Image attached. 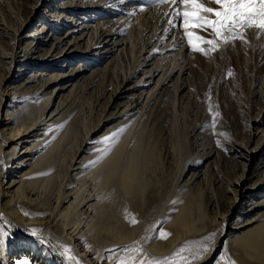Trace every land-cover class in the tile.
<instances>
[{"label": "bare ground", "instance_id": "obj_1", "mask_svg": "<svg viewBox=\"0 0 264 264\" xmlns=\"http://www.w3.org/2000/svg\"><path fill=\"white\" fill-rule=\"evenodd\" d=\"M54 4L59 12L45 17L49 28L37 34L24 33L36 25L23 22L10 0L9 13L0 11V264H118L122 258L147 264L172 257V245L185 238L181 246L190 248L210 225L218 229L203 243L209 250L187 264H264V72L249 83L259 105L250 119L259 145L229 149L258 177L249 186L240 173L231 182L222 175L214 180L209 164L215 157L198 160L210 152L205 146L194 152L186 126L203 112L197 76L214 72L223 57L202 65L200 52L181 39L182 20L168 24L183 5ZM190 30L205 37L201 28ZM261 35L252 53L264 66ZM249 102L227 107L241 115ZM210 107L219 132L224 115ZM121 128L114 146L102 141ZM198 165L202 173L189 172ZM224 193L231 195L226 204ZM14 233L23 238L17 246L10 242Z\"/></svg>", "mask_w": 264, "mask_h": 264}, {"label": "rangeland", "instance_id": "obj_2", "mask_svg": "<svg viewBox=\"0 0 264 264\" xmlns=\"http://www.w3.org/2000/svg\"><path fill=\"white\" fill-rule=\"evenodd\" d=\"M50 1L51 0H10L11 8L19 13L20 18L22 19L23 22L29 21L31 25L33 23H34L33 25H36L35 27L33 26L31 30L25 31L24 32L25 34L27 33L37 34L43 28H47V29L49 28L48 25H45V23L43 22L44 18L45 17L48 18V15L50 14L56 15L59 12V10L56 8V5L54 4L55 0H52L51 6L50 5L44 6V4L50 3ZM138 1L139 4L143 6L155 2V0H138ZM211 4L214 5L215 3H211ZM217 7L218 5L215 4V8ZM38 9L40 11L39 15L36 13ZM0 11L6 14L9 13L8 7L6 6V0H0ZM12 18H13L12 19L13 25L16 26L17 28H20L21 22H19L16 17L12 16ZM210 18H214V16H211ZM15 20L17 25L14 22ZM251 29H255V28L244 29V33H245L244 40L236 39L232 43L218 48L216 51L212 52L208 56L202 53H198L199 60L201 61V64L204 66L206 63L211 62V58L213 55L218 57L220 56L223 58L222 59L219 58L220 60L217 59V61L215 62L214 66H216V68L214 72L210 73L208 76L204 75V73L197 76L198 77L197 85L202 86V88L198 87L200 89V92L197 96V100H198L197 105L200 107L201 112L202 111L203 112L196 115L197 116L196 118L199 119L198 121L199 123L196 121H192L190 123L194 126H192L191 124H190L191 126L190 125L186 126V132H187L186 134L189 136V139L196 141L195 148L196 147L197 148L195 149L194 152L196 151H198V153L199 151L202 152L203 151L202 147L204 146L205 149L207 150L210 149L208 151L206 150V152H210L211 158L210 157L207 158V156L208 155L210 156V154H207L206 158H204L205 156L203 157L200 155L198 160H200L202 164H204L206 160L211 161L215 157L214 163L217 165H214V163L212 162L209 164L211 177L214 178L215 180L221 178L220 175H222L223 178H226L228 182H231V180L233 179V175L236 173H240L244 176L243 178L246 179L249 178L251 180L250 182L244 183L243 186L251 185V183H253L258 177L257 175L259 174V171L253 172L251 170V165L249 162H246L242 158H238L239 156H235L233 153L229 152V149L232 144L235 145L242 144L243 146L247 145L251 148L255 145V143H256L255 146L259 145V140L256 141V138H254L253 136L254 125L250 120L251 117L256 113V110L259 109L258 108L259 105L256 103L255 100L256 98L254 94L249 93L250 91L249 83L252 80V75L263 74L264 66L263 63H261V59L258 58V56L255 53H252L254 51L252 50V48L254 49L253 44L256 43L257 45L256 48H257L259 43L262 42V40L261 42L260 40H258L261 34L260 33L255 34L253 31H251ZM201 30L204 32L205 38L207 39L212 38L211 30H207V31H205L204 29ZM51 32L54 31L51 30ZM54 35L56 37L59 36L58 33H54ZM23 42H24L23 46H28V44H30L31 42V39L24 40ZM13 44L14 41L9 40L8 47L12 48ZM201 46L205 48L208 47V45H201ZM259 49L261 53L264 50L262 46H259ZM206 59H208L210 62H206ZM239 65L241 66V69ZM235 66L239 68V71L240 70L242 71V73L240 71V75L242 76L241 77L242 79L239 78L238 80L237 76L239 73L237 72V69L235 71L236 68ZM5 71L7 72V69L3 70V72ZM229 72H231V75H229ZM84 81H81L77 86L79 87V89L81 88ZM259 85H260V79L257 80V83L253 87V89L254 90L258 89ZM92 86H94V84L90 82V84L86 86V91L90 90ZM248 101H250L248 111H246V109H242L243 112L241 115H239V113H235L233 109L228 110L227 106L230 104L235 103L242 108L244 106V103H247ZM211 105H214V108L218 109V111L222 115H224L219 132H217L218 128L214 126L215 123L213 124V118L210 115V113L212 112L210 107ZM182 147H183V143H182ZM212 152L215 156L212 155ZM201 170H202V165L200 166L198 165L197 169L190 170L189 172L199 171L200 174L202 173ZM187 176L188 173L185 174L183 180H185ZM225 184L226 186L230 185V184L228 185V183ZM225 184L222 185L223 188L225 187ZM201 185L203 186L204 183L202 182ZM208 190L209 189L207 187L204 193L208 194ZM217 191H218V196H223L222 193L223 190L218 189ZM230 197H231L230 194L224 193L223 204H226V199ZM235 219L236 218L231 217V221ZM217 229H218L217 226H213V225L208 226L204 235L201 238H197L196 241L194 240V242L190 244V248L189 247L183 248L184 245L181 246L182 244H185L187 238H185V240L184 238L181 239L184 241H177L176 243H174L175 245H172V247L169 250V253L171 255L173 254L172 257L167 259H160V260L157 259V260L160 261V264H187L193 259V256L195 257L197 255V252L204 249L203 243H205L207 241L208 236H212L217 231ZM11 237L12 238L10 239V242L12 246H17L23 240V238L20 235L15 233ZM179 249H181L179 251V255L177 254L176 256L174 252L178 251ZM220 253H221V249H219L218 252L215 253V256L219 255ZM20 258L25 259V257H21V256ZM215 258L212 260L213 262L215 261ZM29 264H33V263H29Z\"/></svg>", "mask_w": 264, "mask_h": 264}, {"label": "snow or ice", "instance_id": "obj_3", "mask_svg": "<svg viewBox=\"0 0 264 264\" xmlns=\"http://www.w3.org/2000/svg\"><path fill=\"white\" fill-rule=\"evenodd\" d=\"M157 4L163 5L169 0H155ZM209 3H215L217 8L206 6V0H171L173 5H183V8L176 7L171 13L172 18L167 22L170 26H176V19L182 20L180 25L184 31L181 39L186 42L193 51L200 52L206 56L216 51L218 48L226 46L236 39L244 40V29L255 28L260 34H264V0H207ZM143 10V7H141ZM207 14V15H206ZM166 15H168L166 13ZM214 16V18H210ZM198 27L205 31L211 30V39H207L202 35L194 33L190 29ZM169 31V29H165ZM201 45H208L207 48ZM231 75V72H229ZM124 131V128L111 133L109 136L103 137V142L111 141V146L116 143L115 138ZM110 151V148L108 149ZM107 154V152L105 153ZM98 157L97 159H101ZM132 223H136L133 219ZM161 232V236H165ZM214 235V234H213ZM66 252H70V248L65 246ZM204 251L209 249L205 247ZM134 251H141L134 249ZM69 261H75L76 258L68 255ZM23 264H29L24 260ZM76 264H79L77 261ZM118 264H133V258H122ZM140 264H145L141 261ZM147 264H160L158 260H149ZM228 264H235V261L229 260Z\"/></svg>", "mask_w": 264, "mask_h": 264}]
</instances>
